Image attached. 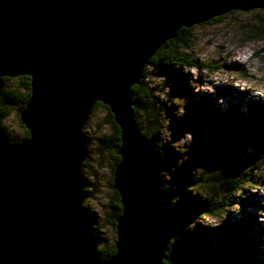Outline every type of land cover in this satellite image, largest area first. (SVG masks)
Here are the masks:
<instances>
[{"label":"water","instance_id":"1","mask_svg":"<svg viewBox=\"0 0 264 264\" xmlns=\"http://www.w3.org/2000/svg\"><path fill=\"white\" fill-rule=\"evenodd\" d=\"M253 8L264 0H0V94L2 77H30L19 112L28 136L13 142L0 123V264H163L177 208L130 88L182 27ZM97 101L120 129L112 188L121 211L105 258L82 207V128Z\"/></svg>","mask_w":264,"mask_h":264},{"label":"rangeland","instance_id":"2","mask_svg":"<svg viewBox=\"0 0 264 264\" xmlns=\"http://www.w3.org/2000/svg\"><path fill=\"white\" fill-rule=\"evenodd\" d=\"M262 15L261 8L233 10L192 25V44L185 53L207 67L175 66L162 74L145 65V83L164 107L156 145L172 205L196 212L222 202L220 210L188 222L179 240H170L178 259L173 264H264V139L242 141L246 116L264 108V39L246 40L240 29ZM106 110L94 107L82 131L87 141L82 207L92 220L97 248L116 240L108 222L115 158L97 149V137L111 129ZM19 112L13 106L0 121L10 140L24 135ZM135 120L144 132V113L139 111ZM228 163L247 165L238 186L206 187L204 182Z\"/></svg>","mask_w":264,"mask_h":264},{"label":"trees","instance_id":"3","mask_svg":"<svg viewBox=\"0 0 264 264\" xmlns=\"http://www.w3.org/2000/svg\"><path fill=\"white\" fill-rule=\"evenodd\" d=\"M214 18L209 19V21ZM241 31L244 36V39H264V15L259 17L257 23L252 25H242ZM192 26L182 27L177 32L176 36L166 40L162 45H160L152 54L147 64L151 65L153 68L159 70L162 74H170L175 66H192V67H202L209 66L208 64L197 61L185 53V49L189 48L192 44ZM146 66L143 69V75L140 81L137 84H134L130 88L131 99L133 100V112L134 115L139 111L144 113L145 119L147 120L148 127L142 132L145 136H155L158 137L160 128H161V116L164 112V107L159 104V102L154 98L153 91L148 87V84L145 83V74ZM15 81V82H11ZM30 94V77L28 75H19L16 77H2V88L0 94V121L9 115L10 110L13 106L19 107L21 110L26 101L29 98ZM103 106L106 110V120L110 124V130L104 132L97 137V149L108 151L113 158H115L114 167L119 160V156L113 152V147L119 144L120 129L119 126L114 122L113 115L109 111L108 107L101 102L97 101L94 107ZM92 108V109H93ZM247 120L243 124L242 130V141L247 143L253 139H264V108L260 109L258 112H250L248 114ZM86 127V124L83 126V129ZM4 132V128L2 127ZM5 133V132H4ZM28 136V130L24 127V135L21 138L16 140H11L13 142L24 139ZM85 145L87 146V141L85 139ZM157 146V145H156ZM85 160V159H84ZM254 165L255 161L252 159L249 161ZM84 165V161L82 166ZM258 166L261 164H257ZM236 165L228 163L226 167H220L216 169V172L211 175L205 182L206 187H212L215 184H218L220 187H223L227 190H230L229 187L236 188L238 186L237 181L241 178V175L247 170V165ZM114 167L112 172L114 171ZM163 178V177H162ZM164 180V178H163ZM167 191L170 190V186L167 181L164 180V186ZM84 194L86 193V187H83ZM220 205L222 202L215 203L212 207L213 210H220ZM109 208L111 213L108 217V222L115 227V217L121 211V204L119 200V194L116 190L113 189V196L109 202ZM207 210L206 207L202 206L200 210L192 212L188 209L180 210L177 209L179 227L176 235L173 237V240H179L183 236L185 229L188 226V222L196 217L198 214H208L212 210ZM90 217V216H89ZM95 238L97 235L94 233ZM97 241V240H96ZM115 251L114 244L110 246H100L97 248V254L100 257H109ZM177 255L172 250V246L168 244V249L166 251V258L163 261V264H173L178 262Z\"/></svg>","mask_w":264,"mask_h":264},{"label":"bare ground","instance_id":"4","mask_svg":"<svg viewBox=\"0 0 264 264\" xmlns=\"http://www.w3.org/2000/svg\"><path fill=\"white\" fill-rule=\"evenodd\" d=\"M96 239V238H95Z\"/></svg>","mask_w":264,"mask_h":264}]
</instances>
